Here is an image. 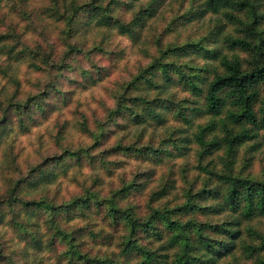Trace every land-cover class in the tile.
I'll use <instances>...</instances> for the list:
<instances>
[{
	"label": "trees",
	"instance_id": "1",
	"mask_svg": "<svg viewBox=\"0 0 264 264\" xmlns=\"http://www.w3.org/2000/svg\"><path fill=\"white\" fill-rule=\"evenodd\" d=\"M89 1V9H85L88 22L113 28L133 40L138 38L135 28L144 16L153 15L162 4V0H157L125 23L111 14L114 11L111 5L118 0ZM257 2L204 0L199 18L206 13L219 17L207 40L213 47L208 48L207 42L201 40L203 44L188 42L162 49L161 58L127 83L108 112L107 121L119 129L128 125L125 121L118 122L122 118L133 125H163L167 111L174 112L185 124L195 117L204 119L190 137L196 146V163L190 169L186 165L178 169L183 182L180 188L172 178L176 172L173 159L184 157L190 150L186 145L189 137L171 133L143 144L135 141L122 144L119 140L100 149L111 140L114 131L99 123L96 132L85 126L82 129L94 140L89 147L76 150L65 147L62 154L50 156L43 160L44 164L34 167L30 173L37 174L38 179L7 178L0 189V224L5 218L10 219L8 222L21 242L36 249L52 250L58 264H231L240 258L264 264V232L255 225L264 218V177H253L249 170L251 158L240 169L236 166L241 149L253 154L261 145L257 139L264 138V27ZM78 8L70 4V13L57 17L68 27L67 38L74 34L71 28L75 29L72 25ZM50 11L51 15H57ZM228 26L235 29V36L224 34ZM74 48L71 45L69 49ZM236 52L245 53L248 58L243 61ZM193 54L206 60V64L178 63ZM157 72L162 83L153 79ZM174 84L200 98L202 105L197 107L193 103L185 110L176 104L166 95ZM146 86L157 92L149 96L151 92ZM134 91L137 93L129 94ZM14 97L5 101L6 106L0 100V126L10 121L7 117L19 115L29 103L13 101ZM119 151L150 164V168L132 179L120 176L117 186L110 181V186L104 189L100 186L102 178L96 175L93 188H84L82 194L59 204L44 195L38 199L25 198L29 185L68 174L73 164L67 158L74 165L83 161L98 163L112 176L114 169L124 163V157L111 160ZM161 167H166V173L150 187L156 169ZM188 170H194L195 174L189 177ZM20 207L27 209L26 216H21ZM80 220L84 224L78 225ZM100 222L105 226L99 227ZM99 245L116 249L105 253ZM40 263V259H28L25 250L12 256L2 253L0 248V264Z\"/></svg>",
	"mask_w": 264,
	"mask_h": 264
},
{
	"label": "rangeland",
	"instance_id": "2",
	"mask_svg": "<svg viewBox=\"0 0 264 264\" xmlns=\"http://www.w3.org/2000/svg\"><path fill=\"white\" fill-rule=\"evenodd\" d=\"M107 1V0H105ZM157 0H118L112 3L114 11L111 14L122 22H130L140 10L148 9ZM89 0H1L0 1V100L5 102L14 97L13 101L22 103L29 101L19 115L12 118L4 126H0V189L11 176H24L38 179L37 174L31 175V170L43 160L53 155L63 153L65 147L76 150L89 147L94 140L91 134L84 132L87 127L92 132L97 131V125L103 123L107 130H113L111 140L100 149L115 145L119 140L122 144L129 142L148 143L151 139L158 141L167 134L191 137L197 124L203 118L195 117L191 123H184L174 112L167 111L163 125H133L127 118L117 119L128 125L125 129L114 128L107 121L108 112L116 103V95L124 92L128 82L145 70L157 58H161V50L169 46H179L188 42H207V47H213L207 40L216 29L218 16L206 13L199 18L204 0H162L158 10L151 16L145 15L144 20L136 26L138 38L135 40L119 34L110 27H97L88 22ZM148 3L150 5H148ZM70 4L79 7L71 28L74 34L67 38L68 27L57 17L70 13ZM53 10L57 15H51ZM257 12L263 15L264 0H258ZM76 22V23H75ZM224 34L236 35L232 26H228ZM71 45L76 48L71 51ZM78 49V51L76 50ZM227 52L226 50H224ZM236 54L243 61L248 55L242 52ZM191 61L192 65L203 66L206 60L193 54L181 58L178 63ZM215 64V63H214ZM153 76L157 83H162V76ZM210 76V74H206ZM143 88V85H139ZM147 87V86H146ZM148 88V87H147ZM149 96L157 90L148 88ZM137 91L129 94H136ZM179 106L187 108L193 103L197 107L202 100L191 95V92L178 84L169 87L166 93ZM66 100H68L66 102ZM36 102V103H35ZM186 110V109H185ZM184 110V112H185ZM2 109L0 108V117ZM46 113V115H45ZM12 114H15L13 111ZM46 116V117H45ZM116 120V122H117ZM22 123V125H21ZM191 138L186 143L190 150L184 157L175 158V170L172 178L177 180L179 188L183 185L178 169L186 165L192 168L196 163L195 143ZM258 151L250 154L241 149L237 161V169L251 158L249 170L256 179L264 177V138ZM98 149L95 150V152ZM124 157L123 166L114 169L112 176L100 165H91L83 161L74 165V161L65 159L73 164L68 174L58 175L54 180L29 185L26 191L27 199H38L45 196L54 204L66 202L84 192V188L92 187L93 178H102L103 189L119 184L120 176L132 179L140 176L141 172L150 168L135 157H130L121 151L116 152L111 160ZM117 161V160H116ZM13 164V165H10ZM166 167L156 169V174L150 187L156 184L159 176L166 173ZM188 176L195 174L194 170L187 171ZM31 179H26L31 180ZM21 216H26L27 209L20 207ZM38 213L36 221L38 220ZM93 219L99 220L98 216ZM0 224V248L2 253H12L25 250L28 259H37L40 264H58L57 256L52 250L36 249L25 245L17 235L16 229L8 222V218ZM78 225L84 224L80 220ZM255 225L264 232V218ZM100 226H105L103 222ZM44 234L48 231L42 225ZM88 245L90 240L87 241ZM108 253L116 249L98 246ZM253 264L252 259L240 258L237 263Z\"/></svg>",
	"mask_w": 264,
	"mask_h": 264
}]
</instances>
